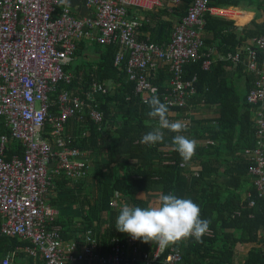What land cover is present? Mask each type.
Listing matches in <instances>:
<instances>
[{
	"label": "trees",
	"instance_id": "1",
	"mask_svg": "<svg viewBox=\"0 0 264 264\" xmlns=\"http://www.w3.org/2000/svg\"><path fill=\"white\" fill-rule=\"evenodd\" d=\"M192 1L179 0L164 13L179 16L180 20ZM244 1L208 0V6H238ZM253 9L257 11V17L252 20L254 28L246 29L243 36H237L232 20L209 12L203 15L200 51L205 55L183 66L184 78L197 75L196 94L189 99L186 109L169 108L168 112V119L175 121L191 111V125L182 134L195 139L197 147L188 162L182 161L175 150L171 143L175 133L168 130H164L162 143L147 145L141 142L144 134L158 126V120L147 115L148 104L135 92V82L128 79L125 61L114 64L117 42L97 43L101 53L94 63H86L84 67L72 63L64 65V70L72 73L71 81L59 82L51 100L56 101L62 91L85 97L94 83L103 84L105 88L104 92L95 94L94 102H90L102 114L101 123L95 122L87 109L85 115L73 117L66 123L65 133L71 139L69 146L90 153L88 175L71 179L63 172L50 173L51 185L44 202L57 209L53 223L59 225L64 240H83L84 234L92 229L99 239L97 251L108 254L112 237L124 239L129 235L116 230V219L124 204L155 206L161 194L173 193L191 199L200 207L201 218L211 222L201 242L188 238L170 245L182 253V260L174 264H264V196L257 193L254 177L248 172L251 161L244 155L245 150L258 145L252 120L254 107L246 100L256 75L244 71L246 66L241 62L226 58L212 60L208 68L202 66L203 59L211 58L213 48L221 56L240 50L245 59L251 47L246 40L264 34V0L254 4ZM169 18L158 20L148 40L161 45L170 40L174 25ZM143 23L140 28L146 27ZM137 38L145 37L137 35ZM80 52L81 45L74 55ZM165 67L167 73L156 75L152 70L148 76L158 86L156 95L161 101V93L170 86L172 76L168 64ZM227 67L247 76L243 95L239 94L235 82L223 77ZM200 105H216V117L195 118L192 109ZM51 109L56 110L55 107ZM3 135L9 138L5 151L7 160L23 156L22 143L11 137L6 119L0 117V136ZM206 140L211 143L207 144ZM113 201L116 206L111 205ZM1 222L0 215V225ZM15 238L0 236V251L3 244L16 242ZM136 241L144 250L150 251L156 245L155 242ZM240 244L245 254L238 257ZM133 264L142 262L135 260Z\"/></svg>",
	"mask_w": 264,
	"mask_h": 264
},
{
	"label": "built area",
	"instance_id": "2",
	"mask_svg": "<svg viewBox=\"0 0 264 264\" xmlns=\"http://www.w3.org/2000/svg\"><path fill=\"white\" fill-rule=\"evenodd\" d=\"M86 2L95 9V16H73L67 8H58L59 0H0V117L7 119L12 138L25 149L23 156L7 160L9 139L0 137V231L29 239V252L39 254L43 264H133L135 260L142 264H174L182 260L179 248L161 249L156 243L152 250H144L130 235L124 239L112 237L108 254L97 251L99 239L92 229L83 240L63 239L59 225L53 223L57 209L44 202L51 185L50 173L63 172L71 179L88 175L90 153L69 146L66 123L85 115L86 109L95 122L101 123L102 114L90 102L104 87L96 83L85 98L62 91L53 101L51 95L59 82L71 81L64 65L76 52L78 42L97 30L99 42L119 43L114 64L125 61L128 79L135 82V92L144 102L158 92V86L148 76L158 63L164 62L172 76L170 86L161 93L162 101L170 109H186L196 94L197 75L184 78L183 66L205 55L200 51L203 15L213 8L208 6V0H193L186 14L174 24L170 40L161 45L138 40L139 22L129 19L127 12L131 8L155 11L162 7L163 0ZM251 43L247 61L240 50L219 58L244 63L256 75L246 100L254 107L258 145L245 150L244 155L251 161L248 172L254 177L257 193L264 196V34L253 37ZM211 61L203 59L202 66L208 68ZM184 114L178 120L188 128L191 117L189 112ZM111 205L116 206L115 201ZM0 264H9L8 257Z\"/></svg>",
	"mask_w": 264,
	"mask_h": 264
},
{
	"label": "clouds",
	"instance_id": "3",
	"mask_svg": "<svg viewBox=\"0 0 264 264\" xmlns=\"http://www.w3.org/2000/svg\"><path fill=\"white\" fill-rule=\"evenodd\" d=\"M70 6L69 0H59ZM147 115L158 120V126L142 137V143L155 145L165 139L164 130L175 133L171 143L182 161L188 162L195 155L197 142L182 134L186 124L181 120H169V105L162 102L155 93L146 101ZM200 207L189 198H181L173 193L161 194L155 206L140 207L124 204L116 219V230L129 234L133 239L145 243L155 242L161 249L181 240L201 238L210 230V220L202 219Z\"/></svg>",
	"mask_w": 264,
	"mask_h": 264
},
{
	"label": "crops",
	"instance_id": "4",
	"mask_svg": "<svg viewBox=\"0 0 264 264\" xmlns=\"http://www.w3.org/2000/svg\"><path fill=\"white\" fill-rule=\"evenodd\" d=\"M86 1L87 0H69L70 6L59 4L58 8L60 9L62 7H65L70 11V13L73 16L80 17V18L90 17L92 15L95 16L96 15L95 9L89 7L87 5ZM258 2H259V0H255L254 2L252 0H245L242 5H238V6L211 7V8H213V10L209 11V13L212 15H215V16H219V17H223L225 19L232 20L234 27H235V30L237 32V36H243L246 29L254 28V26L252 24V20L255 17H257V11L253 8H254V4H256ZM178 3H179V0H176V3H172L171 0H163L162 7L156 9L155 11H145V10L132 9V8L129 9L127 12V16L129 17V19H136L139 22L138 26L136 27L137 28L136 38H137V35H140L141 37H145V38H140V39L137 38L138 40H140V41L148 40V38L151 35H153V32H151V31L153 28L157 27V23H158V20L160 18L161 19L162 18L168 19L170 17L169 19H172L173 25L176 24V22H178L179 16H176V15L169 16L168 13L165 14L164 11L170 10V8L173 4L176 5ZM191 3H190V5H191ZM129 11H130V13H129ZM143 21H144L143 24L146 25V27L140 28L139 25H140V23L142 24ZM98 36H99V31H97V30L93 31L92 30L91 33L89 34V36L83 37L78 42V45H77V47L81 45L80 54H77V55L73 54V56L71 57V59L69 60V62L67 64L72 63L73 66L84 67V65L86 63L96 62V60L99 57V54L101 53L100 46L97 43L103 44V43L99 42ZM251 40H252V37L248 38L245 43L251 45L252 44ZM82 43H83V46H82ZM117 44H118V49H119V43L117 42ZM217 52L218 51H216L215 48L210 50L211 59L213 61L215 59H218V57H220L219 52L218 53ZM246 61H247V58H246ZM242 64L244 66H246V64H244V63H242ZM165 65L166 64L164 62L158 63L157 68H155L153 70V72L156 75L159 72H161L162 74L167 73L166 70L164 69ZM244 71H247L248 74L250 72L248 70L247 66H246V69H244ZM68 73L71 75V78H72L71 71H68ZM222 75L227 80L235 82V84H237V86L241 88L242 95L244 94L246 82H248V80H246L247 76H245L243 74V72L235 71L234 68L227 67L226 70L223 71ZM95 84L96 83H94V85ZM97 84H100V83H97ZM107 84H109V83L107 82ZM94 85H93V88H94ZM101 85H103V84H101ZM169 85H170V83H169ZM103 87H104V85H103ZM93 88L91 91H93ZM91 91H89V92H91ZM104 91H105V88H104ZM104 91H102V92H104ZM98 92H100V91H98ZM78 96L81 98H85L81 94H78ZM189 112H191V111H189ZM85 113H86V111H85ZM192 113L196 114L195 118H197V119H206V118L211 119V118L216 117V115H217V106L216 105H212V106L200 105V106L193 108ZM88 114H89V112H88ZM252 120L255 123L254 112L252 113ZM6 122H7V119H6ZM5 136H7V135H5ZM205 142L207 144L211 143L210 140H206ZM5 157H6V155H5ZM1 220H2V217H1ZM3 235H5V234H3L0 231V236H3ZM6 236H8V237L16 236V238H15L16 242H11L9 244H3V249L0 251V263H1L2 259L7 258V257L9 259V264H43L44 263L42 257L39 254L38 255H32L29 252L28 247L32 246V243L27 242V240H29V239L22 237V236H19V235H14V236L6 235ZM237 250H238V257L240 255L245 254V249H244L243 244L238 245ZM78 264H81V263H78Z\"/></svg>",
	"mask_w": 264,
	"mask_h": 264
},
{
	"label": "rangeland",
	"instance_id": "5",
	"mask_svg": "<svg viewBox=\"0 0 264 264\" xmlns=\"http://www.w3.org/2000/svg\"><path fill=\"white\" fill-rule=\"evenodd\" d=\"M237 88H239L238 92H239V94H240V93H241V88H240V87H238V86H237Z\"/></svg>",
	"mask_w": 264,
	"mask_h": 264
},
{
	"label": "water",
	"instance_id": "6",
	"mask_svg": "<svg viewBox=\"0 0 264 264\" xmlns=\"http://www.w3.org/2000/svg\"><path fill=\"white\" fill-rule=\"evenodd\" d=\"M108 83H110V80L108 81Z\"/></svg>",
	"mask_w": 264,
	"mask_h": 264
}]
</instances>
